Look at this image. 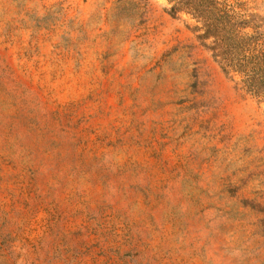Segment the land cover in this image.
Listing matches in <instances>:
<instances>
[{
    "label": "rangeland",
    "instance_id": "obj_1",
    "mask_svg": "<svg viewBox=\"0 0 264 264\" xmlns=\"http://www.w3.org/2000/svg\"><path fill=\"white\" fill-rule=\"evenodd\" d=\"M169 7L0 0V264H264V103Z\"/></svg>",
    "mask_w": 264,
    "mask_h": 264
},
{
    "label": "trees",
    "instance_id": "obj_2",
    "mask_svg": "<svg viewBox=\"0 0 264 264\" xmlns=\"http://www.w3.org/2000/svg\"><path fill=\"white\" fill-rule=\"evenodd\" d=\"M168 12L194 21L197 39L222 71L264 103V14L229 0H168ZM237 77V80H235Z\"/></svg>",
    "mask_w": 264,
    "mask_h": 264
}]
</instances>
